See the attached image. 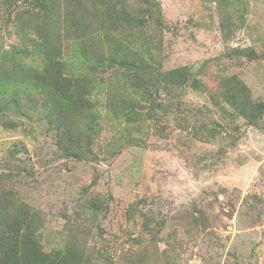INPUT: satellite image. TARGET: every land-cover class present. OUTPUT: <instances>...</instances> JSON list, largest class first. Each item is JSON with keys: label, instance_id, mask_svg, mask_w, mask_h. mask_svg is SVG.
Listing matches in <instances>:
<instances>
[{"label": "rangeland", "instance_id": "374dc122", "mask_svg": "<svg viewBox=\"0 0 264 264\" xmlns=\"http://www.w3.org/2000/svg\"><path fill=\"white\" fill-rule=\"evenodd\" d=\"M125 1L141 26L114 30L101 21L104 6L90 11L98 16L87 25L99 54L126 48L161 73L187 67L198 88L162 84L155 111L139 109L128 119L117 110L130 93L127 74L119 66L96 71L94 125L70 120L80 135L95 129L92 155L81 161L58 156L44 115L28 107L41 104L39 93L30 95L34 102L23 97L18 111L0 109V192L37 210L45 251L76 242L89 264H264V116L248 123L220 96L222 80L236 75L255 101L264 100V0H152L157 9L149 13L141 0ZM48 3L47 12L30 0H0L6 91L16 78L1 57L41 42L42 34L61 44L71 74L90 72L79 41L58 23L64 0ZM250 48L259 60L236 53ZM28 50L8 63L40 69L41 56ZM91 198L107 200L108 209L86 225Z\"/></svg>", "mask_w": 264, "mask_h": 264}, {"label": "trees", "instance_id": "16d2710c", "mask_svg": "<svg viewBox=\"0 0 264 264\" xmlns=\"http://www.w3.org/2000/svg\"><path fill=\"white\" fill-rule=\"evenodd\" d=\"M30 1L35 9L47 11L48 0ZM141 2L145 4V10L148 13L157 9L155 1L141 0ZM126 3L125 0H64L63 12L60 13L61 21L58 20V23L62 25L66 33L74 35L72 39L79 41L77 50L86 63V70L90 71L89 73L71 74L61 59V44L59 43L56 47L53 44L54 39L46 34H42L41 42L26 48L23 52L15 49L14 53L17 54L10 52L1 57V60L6 62L5 65L12 66L14 70L11 69V71L16 79L13 80L12 76L10 77L15 85L11 90L6 91L2 82L9 77H6L7 74L0 77V109L18 111V103L23 97L34 102L37 98L30 95L39 93L42 97L41 104L28 105V107L44 115L57 137L56 147L60 153L59 157L81 161L88 160L92 155L91 131L95 129L90 127L91 130L87 129L83 135H80V131L74 128L70 120L75 121L77 117H84L86 124L94 125L91 113L92 102L89 98L94 90L92 76L96 71L103 73L106 68L119 66L123 69L119 71L127 74L130 93L140 95L138 101L136 97L133 99L130 93L127 98H121L117 110L128 119H131L130 115L137 114L139 109L155 111V108L159 106L155 102V97L162 84L190 85L198 88V82L191 80L187 67H178L161 73L159 69H152V66L142 57L135 56L126 48L122 50L114 47L108 55L99 54L96 50V38L89 34L87 25L92 17L98 16L90 11L99 12L104 6L105 14L101 21L103 25L107 23L105 21H109L111 24L106 27L114 30L141 26L137 12L128 11ZM56 14L58 17V11ZM162 21L159 17L158 23ZM28 49L34 56H41L40 69L22 70L18 59L8 63L12 60H10L12 55L17 57L22 53L24 57H28ZM236 53L250 61L260 59V56L251 48L236 50ZM220 86L222 88L220 96L236 115L251 124L258 122L264 116V100L255 101L251 91L239 77L233 75L224 78ZM2 93H7L8 98L3 99ZM107 209L105 199L91 198L86 201L83 207L88 217L86 225L101 216L104 217ZM42 225L41 216L36 209L21 201L20 198H14L9 191L0 192V264H89V255L76 242L66 241L62 246L45 251L39 239V230Z\"/></svg>", "mask_w": 264, "mask_h": 264}]
</instances>
